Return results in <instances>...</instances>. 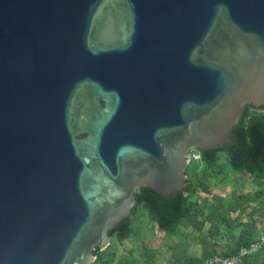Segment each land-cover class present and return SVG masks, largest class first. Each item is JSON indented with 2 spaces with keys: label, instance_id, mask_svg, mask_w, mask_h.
I'll list each match as a JSON object with an SVG mask.
<instances>
[{
  "label": "water",
  "instance_id": "95a60500",
  "mask_svg": "<svg viewBox=\"0 0 264 264\" xmlns=\"http://www.w3.org/2000/svg\"><path fill=\"white\" fill-rule=\"evenodd\" d=\"M247 106L264 0H0V264L94 263Z\"/></svg>",
  "mask_w": 264,
  "mask_h": 264
},
{
  "label": "trees",
  "instance_id": "16d2710c",
  "mask_svg": "<svg viewBox=\"0 0 264 264\" xmlns=\"http://www.w3.org/2000/svg\"><path fill=\"white\" fill-rule=\"evenodd\" d=\"M201 155L202 165L195 161L190 162L186 169L188 176L187 187L184 192L170 194V197H164L151 188H142L137 191L136 197L138 205L132 209L129 217L124 219L117 227L109 232L111 237L110 246L100 251L95 249L97 259L92 264H140L136 258H131L115 249V243L121 245L128 240L134 233L135 222L145 215L148 221L153 223V227L158 232L175 235L179 232L183 222L189 218L202 214L201 204L208 201L200 192L202 183H209V187L213 188L211 182L213 179L222 176L224 179V187L230 182V178L224 175V168L234 173V175H247L254 183L257 184V192L254 199H249L244 195L238 198L231 196L227 200V205L222 213L230 215L234 212L242 214L250 208L249 212L251 221L255 226L264 227V111L263 107L258 110L257 107L247 106L239 123L233 128L230 134V143L223 147H218L209 151H198ZM225 154V163L220 164V154ZM226 176V177H225ZM216 182L213 181V186ZM209 190V189H208ZM207 194H212L211 191ZM214 200L221 198L214 196ZM217 198V199H216ZM234 198V199H233ZM250 206V207H249ZM221 214L214 213V216ZM219 235L213 233L204 236L203 244L217 245L218 250L211 256L193 257L192 264H205V261L212 256L219 255L228 257L239 254L243 248H250L256 243L261 235L249 233L242 230L238 238L233 243V239L229 238L223 241L225 236L219 225L216 227ZM224 235V236H223ZM264 235V233L262 234ZM211 238H210V237ZM219 237V238H218ZM222 238V239H221ZM220 239V240H218ZM220 241L219 247L217 242ZM148 260L153 259L152 251H147ZM242 264H264V245L253 254H249L243 258Z\"/></svg>",
  "mask_w": 264,
  "mask_h": 264
},
{
  "label": "rangeland",
  "instance_id": "374dc122",
  "mask_svg": "<svg viewBox=\"0 0 264 264\" xmlns=\"http://www.w3.org/2000/svg\"><path fill=\"white\" fill-rule=\"evenodd\" d=\"M198 163L202 165L201 160ZM224 163L225 154L221 153L220 164ZM224 175L230 178V182L226 183L225 187L224 179H222L223 175L217 177L216 180H212L211 185L213 188L209 187V183L201 184L200 192L208 198V201L201 204L202 214L185 220L177 234L169 235L158 232L153 227V223L150 224L148 218L142 215L134 224L135 230L132 236L122 245L115 243V249L120 255L122 253L123 255L128 254V257L138 259L140 264H191L193 257L203 253L204 236L209 234L211 236L212 232H217V225L225 235H223V241L229 238L236 240L242 230L251 234L256 231L263 232L264 227L259 229V226H255L251 221L249 212L253 205L249 206L250 208L247 207V210L242 214L238 211L230 215L226 212L222 213L227 205V200L231 196L238 198L242 194L252 200L255 198L258 188L257 184L247 175H234L227 168H224ZM213 181L216 182L215 186H213ZM208 189L211 191V195L207 194ZM213 195L221 198L222 201L217 198V200H214ZM219 212L221 214L215 217L214 213ZM150 250L153 259L149 261L147 251Z\"/></svg>",
  "mask_w": 264,
  "mask_h": 264
},
{
  "label": "built area",
  "instance_id": "2783aa9c",
  "mask_svg": "<svg viewBox=\"0 0 264 264\" xmlns=\"http://www.w3.org/2000/svg\"><path fill=\"white\" fill-rule=\"evenodd\" d=\"M198 150H193L190 152L189 160L192 161H199L201 160V155L199 152H196ZM264 245V235H261L259 240L252 244L250 248H243L240 250L239 254L228 256V257H222L219 255H215L212 257H209L205 264H242L243 258L249 254L256 253L262 246Z\"/></svg>",
  "mask_w": 264,
  "mask_h": 264
},
{
  "label": "crops",
  "instance_id": "0c3cea01",
  "mask_svg": "<svg viewBox=\"0 0 264 264\" xmlns=\"http://www.w3.org/2000/svg\"><path fill=\"white\" fill-rule=\"evenodd\" d=\"M257 232V234L258 235H262L263 234V232H261V231H256ZM256 232H254V233H256ZM213 233V232H212ZM253 233V234H254ZM214 235H221L220 234V232H219V230H217V232H215V233H213ZM219 238V237H218ZM222 239V238H221ZM218 240H220V239H218ZM234 241L235 240H233V243H234ZM217 244H218V247H219V244H220V241H218L217 242ZM216 250H218V248H217V245H210V244H203V253L201 254V255H198V256H195V257H202V256H211V255H213V254H215L216 253ZM123 254V253H122ZM191 264H192V262H191Z\"/></svg>",
  "mask_w": 264,
  "mask_h": 264
}]
</instances>
